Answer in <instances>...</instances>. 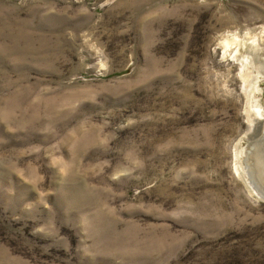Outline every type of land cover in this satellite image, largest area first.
Returning <instances> with one entry per match:
<instances>
[{
    "label": "rangeland",
    "instance_id": "rangeland-1",
    "mask_svg": "<svg viewBox=\"0 0 264 264\" xmlns=\"http://www.w3.org/2000/svg\"><path fill=\"white\" fill-rule=\"evenodd\" d=\"M259 116L264 0H0V264H264Z\"/></svg>",
    "mask_w": 264,
    "mask_h": 264
},
{
    "label": "bare ground",
    "instance_id": "bare-ground-1",
    "mask_svg": "<svg viewBox=\"0 0 264 264\" xmlns=\"http://www.w3.org/2000/svg\"><path fill=\"white\" fill-rule=\"evenodd\" d=\"M238 35H234V39L237 40L235 43V48L237 52H241L242 49L247 46L246 42L240 40ZM228 38V36L226 37ZM230 39L227 45L233 44V40ZM241 39V38H240ZM225 42V43H226ZM259 120L264 121V117H258ZM246 152V158H245V169H238V175L241 177H244L246 183H248L251 187L252 184H254L255 188L253 187L254 192H258L260 197H264V135L262 137H258L257 139L253 140L249 146Z\"/></svg>",
    "mask_w": 264,
    "mask_h": 264
}]
</instances>
